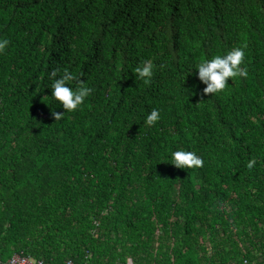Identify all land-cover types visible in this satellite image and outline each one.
Wrapping results in <instances>:
<instances>
[{
	"label": "trees",
	"instance_id": "trees-1",
	"mask_svg": "<svg viewBox=\"0 0 264 264\" xmlns=\"http://www.w3.org/2000/svg\"><path fill=\"white\" fill-rule=\"evenodd\" d=\"M2 39L1 262L264 264V0H0ZM245 45L202 95L195 64ZM65 71L93 91L55 120Z\"/></svg>",
	"mask_w": 264,
	"mask_h": 264
},
{
	"label": "clouds",
	"instance_id": "clouds-1",
	"mask_svg": "<svg viewBox=\"0 0 264 264\" xmlns=\"http://www.w3.org/2000/svg\"><path fill=\"white\" fill-rule=\"evenodd\" d=\"M7 39L0 40V53L4 52L8 47ZM245 48L234 47L227 50L223 54H216L211 59H202L199 63L190 70H198V80L206 85L202 90V95L216 94L224 91L228 84V78L235 79L237 77H247L249 75L247 67H241L245 60ZM154 65L151 61H145L141 66L134 69V74L139 79H142L145 84L150 83L153 76ZM56 73H53L55 76ZM77 79L72 73L67 71L55 79L51 85V97L65 111H53L52 115L55 120H60L65 112L76 111L89 97L93 91L92 88L85 85L83 82L78 87L72 88L69 83ZM160 119V113L154 109L146 116L145 124L154 126ZM257 161L255 158L247 163L249 170L253 169ZM170 164L177 169H198L204 166V159L197 155L194 151L177 150L170 155ZM31 259V258H29Z\"/></svg>",
	"mask_w": 264,
	"mask_h": 264
},
{
	"label": "built area",
	"instance_id": "built-area-1",
	"mask_svg": "<svg viewBox=\"0 0 264 264\" xmlns=\"http://www.w3.org/2000/svg\"><path fill=\"white\" fill-rule=\"evenodd\" d=\"M1 263L3 264H54L52 262H47L45 260L35 259L32 257L26 256L23 253H14L5 262H1ZM61 264H75V263L72 260H66ZM80 264H91V263L88 261V259H86ZM124 264H133L132 259L127 258ZM241 264H261V263H254V262H250L245 259L242 261Z\"/></svg>",
	"mask_w": 264,
	"mask_h": 264
},
{
	"label": "water",
	"instance_id": "water-1",
	"mask_svg": "<svg viewBox=\"0 0 264 264\" xmlns=\"http://www.w3.org/2000/svg\"><path fill=\"white\" fill-rule=\"evenodd\" d=\"M0 264H3V263L0 262Z\"/></svg>",
	"mask_w": 264,
	"mask_h": 264
}]
</instances>
